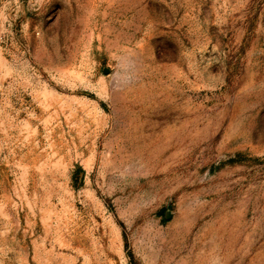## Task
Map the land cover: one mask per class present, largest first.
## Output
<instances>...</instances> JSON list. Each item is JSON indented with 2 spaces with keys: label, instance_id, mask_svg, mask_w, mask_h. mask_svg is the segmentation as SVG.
Wrapping results in <instances>:
<instances>
[{
  "label": "rangeland",
  "instance_id": "rangeland-1",
  "mask_svg": "<svg viewBox=\"0 0 264 264\" xmlns=\"http://www.w3.org/2000/svg\"><path fill=\"white\" fill-rule=\"evenodd\" d=\"M0 264H264V0H0Z\"/></svg>",
  "mask_w": 264,
  "mask_h": 264
},
{
  "label": "water",
  "instance_id": "water-1",
  "mask_svg": "<svg viewBox=\"0 0 264 264\" xmlns=\"http://www.w3.org/2000/svg\"><path fill=\"white\" fill-rule=\"evenodd\" d=\"M108 72H109V70H108V69H106V70H105V73H108Z\"/></svg>",
  "mask_w": 264,
  "mask_h": 264
}]
</instances>
